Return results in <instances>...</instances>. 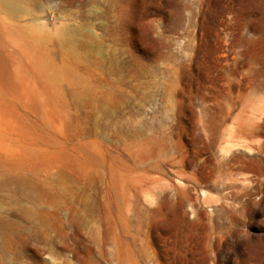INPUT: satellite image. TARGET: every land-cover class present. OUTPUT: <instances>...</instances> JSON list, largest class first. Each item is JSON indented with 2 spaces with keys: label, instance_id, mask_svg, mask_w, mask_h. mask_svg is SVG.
<instances>
[{
  "label": "rangeland",
  "instance_id": "rangeland-1",
  "mask_svg": "<svg viewBox=\"0 0 264 264\" xmlns=\"http://www.w3.org/2000/svg\"><path fill=\"white\" fill-rule=\"evenodd\" d=\"M0 232V264H264V0H0Z\"/></svg>",
  "mask_w": 264,
  "mask_h": 264
},
{
  "label": "bare ground",
  "instance_id": "bare-ground-1",
  "mask_svg": "<svg viewBox=\"0 0 264 264\" xmlns=\"http://www.w3.org/2000/svg\"><path fill=\"white\" fill-rule=\"evenodd\" d=\"M9 224L14 226L13 222H9ZM8 236L9 234L7 232H0V260L1 261L7 260L9 258L8 253L12 250L11 246L9 245L10 240Z\"/></svg>",
  "mask_w": 264,
  "mask_h": 264
}]
</instances>
